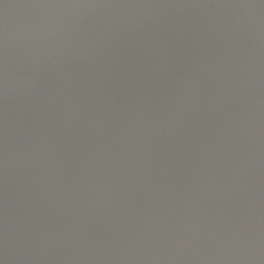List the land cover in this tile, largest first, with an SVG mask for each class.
Segmentation results:
<instances>
[{
    "label": "water",
    "instance_id": "1",
    "mask_svg": "<svg viewBox=\"0 0 264 264\" xmlns=\"http://www.w3.org/2000/svg\"><path fill=\"white\" fill-rule=\"evenodd\" d=\"M0 264H264V0H0Z\"/></svg>",
    "mask_w": 264,
    "mask_h": 264
}]
</instances>
